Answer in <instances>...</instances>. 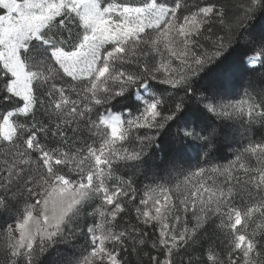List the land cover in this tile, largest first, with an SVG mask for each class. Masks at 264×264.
Wrapping results in <instances>:
<instances>
[{
  "label": "snow or ice",
  "instance_id": "snow-or-ice-1",
  "mask_svg": "<svg viewBox=\"0 0 264 264\" xmlns=\"http://www.w3.org/2000/svg\"><path fill=\"white\" fill-rule=\"evenodd\" d=\"M258 14L0 0V264H264Z\"/></svg>",
  "mask_w": 264,
  "mask_h": 264
},
{
  "label": "trees",
  "instance_id": "trees-1",
  "mask_svg": "<svg viewBox=\"0 0 264 264\" xmlns=\"http://www.w3.org/2000/svg\"><path fill=\"white\" fill-rule=\"evenodd\" d=\"M249 30L256 35H264V14H258L256 19L250 23ZM241 53L239 50H232L225 55V61L228 62L234 69V75L231 81V89L237 93L246 76V70L242 64L239 62V57ZM216 69L210 66V69L204 74V79H208L213 76ZM235 147V146H234ZM223 155L227 156L229 153L225 150ZM223 162V161H222ZM135 257L133 261L135 262Z\"/></svg>",
  "mask_w": 264,
  "mask_h": 264
},
{
  "label": "rangeland",
  "instance_id": "rangeland-1",
  "mask_svg": "<svg viewBox=\"0 0 264 264\" xmlns=\"http://www.w3.org/2000/svg\"><path fill=\"white\" fill-rule=\"evenodd\" d=\"M231 92H232L233 94H236L235 91H233L232 89H231ZM239 140H240V138L237 137V143H239ZM234 146H236V145H234Z\"/></svg>",
  "mask_w": 264,
  "mask_h": 264
}]
</instances>
